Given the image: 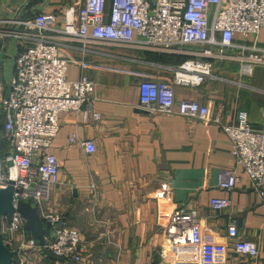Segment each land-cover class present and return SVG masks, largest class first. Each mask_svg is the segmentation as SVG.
Wrapping results in <instances>:
<instances>
[{
	"label": "crops",
	"instance_id": "obj_1",
	"mask_svg": "<svg viewBox=\"0 0 264 264\" xmlns=\"http://www.w3.org/2000/svg\"><path fill=\"white\" fill-rule=\"evenodd\" d=\"M81 3L0 0V21L44 14L51 27L47 35L67 62L66 80L85 75L95 85L91 111L100 119L84 121L82 113H61L58 132L47 148L59 165L48 206L79 231L86 251L78 264H190L189 252L176 253L166 236L170 214L178 208L196 212L207 252L204 264H264V200L235 164L219 125L175 115L152 116L140 107L138 84L171 83L170 67L178 64L160 61L164 54L98 44L83 48L79 41L65 39L58 31L65 9L76 12ZM252 43L253 37L236 35L232 54ZM0 45V84L6 87L18 45L12 38H4ZM256 46L264 48V29ZM212 61L213 79L197 88L173 87L175 105L197 102L210 118L225 125L264 131V67L243 76L235 60ZM2 124L0 112V162L9 152ZM71 135L76 137L74 144L69 143ZM85 140L94 144V153L86 154L78 145ZM223 169H234L237 177L228 192L216 186L217 173ZM215 198H227L229 209L212 210L209 203ZM229 220L244 240L255 244L256 257L233 251L225 231ZM31 264L72 263L57 261L42 250Z\"/></svg>",
	"mask_w": 264,
	"mask_h": 264
},
{
	"label": "built area",
	"instance_id": "obj_2",
	"mask_svg": "<svg viewBox=\"0 0 264 264\" xmlns=\"http://www.w3.org/2000/svg\"><path fill=\"white\" fill-rule=\"evenodd\" d=\"M262 29L264 0H108V6L106 0H82L76 12L65 9L63 27L58 31L65 39L82 43L83 48L98 44L187 57L170 67L171 83L138 84L140 107L152 116L175 115L219 125L235 164L264 200V131L225 125L217 117L210 118L207 108L197 102L183 100L175 105L173 93L174 86L197 88L213 79L212 60H235L243 76L251 75L254 67H264V48L256 46ZM48 31L51 27L42 13L23 20L14 15L0 21V41L12 38L18 45L14 72L6 87L0 84L2 136L9 147L0 162V188L13 181L14 204L30 203L49 230L45 245L40 247L28 237L19 213L1 217L3 243L14 252L16 264H31L33 255L42 250L57 261L78 264L86 251L79 231L48 206L59 165L47 148L58 132L61 113H82L84 121L100 119L91 111L95 85L85 75L76 81L66 80L67 62L59 57ZM236 35L254 38L250 46L238 47V55L232 54ZM83 104L87 105L85 110H81ZM75 142V135H71L69 143ZM78 145L86 154L95 151L91 141ZM216 182L222 191L233 190L235 170L218 171ZM209 206L226 211L230 203L227 198H215ZM225 231L236 254L257 256L255 244L240 236L234 221L227 222ZM166 236L176 253L189 252L190 264L205 263L207 252L194 210H174Z\"/></svg>",
	"mask_w": 264,
	"mask_h": 264
},
{
	"label": "water",
	"instance_id": "obj_3",
	"mask_svg": "<svg viewBox=\"0 0 264 264\" xmlns=\"http://www.w3.org/2000/svg\"><path fill=\"white\" fill-rule=\"evenodd\" d=\"M8 167L12 164L9 162ZM13 181L0 188V264H16L15 254L3 243L1 234V217L10 218L14 212L21 215L24 220V229L28 237L36 241L38 246L45 245V239L49 237V230L41 221L37 209L28 202L18 201L14 204Z\"/></svg>",
	"mask_w": 264,
	"mask_h": 264
},
{
	"label": "trees",
	"instance_id": "obj_4",
	"mask_svg": "<svg viewBox=\"0 0 264 264\" xmlns=\"http://www.w3.org/2000/svg\"><path fill=\"white\" fill-rule=\"evenodd\" d=\"M160 61L164 63H177L178 65L183 62L187 57L179 55H166V57H159Z\"/></svg>",
	"mask_w": 264,
	"mask_h": 264
}]
</instances>
